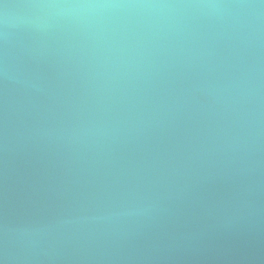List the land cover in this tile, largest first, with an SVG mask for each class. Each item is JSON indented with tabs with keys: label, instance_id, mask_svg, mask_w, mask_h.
Listing matches in <instances>:
<instances>
[{
	"label": "water",
	"instance_id": "obj_1",
	"mask_svg": "<svg viewBox=\"0 0 264 264\" xmlns=\"http://www.w3.org/2000/svg\"><path fill=\"white\" fill-rule=\"evenodd\" d=\"M0 264H264V0H0Z\"/></svg>",
	"mask_w": 264,
	"mask_h": 264
}]
</instances>
